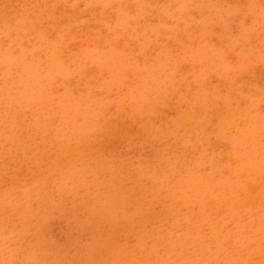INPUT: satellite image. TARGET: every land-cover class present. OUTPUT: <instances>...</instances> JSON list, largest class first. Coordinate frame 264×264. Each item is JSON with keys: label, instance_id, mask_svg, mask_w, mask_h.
I'll use <instances>...</instances> for the list:
<instances>
[{"label": "clouds", "instance_id": "9594fccd", "mask_svg": "<svg viewBox=\"0 0 264 264\" xmlns=\"http://www.w3.org/2000/svg\"><path fill=\"white\" fill-rule=\"evenodd\" d=\"M0 264H264V0H0Z\"/></svg>", "mask_w": 264, "mask_h": 264}]
</instances>
